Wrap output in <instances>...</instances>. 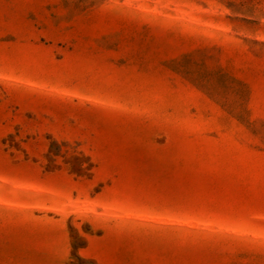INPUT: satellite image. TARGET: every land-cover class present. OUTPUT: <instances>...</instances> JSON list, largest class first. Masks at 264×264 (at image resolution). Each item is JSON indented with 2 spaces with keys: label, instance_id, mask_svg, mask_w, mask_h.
I'll list each match as a JSON object with an SVG mask.
<instances>
[{
  "label": "rangeland",
  "instance_id": "374dc122",
  "mask_svg": "<svg viewBox=\"0 0 264 264\" xmlns=\"http://www.w3.org/2000/svg\"><path fill=\"white\" fill-rule=\"evenodd\" d=\"M0 264H264V0H0Z\"/></svg>",
  "mask_w": 264,
  "mask_h": 264
}]
</instances>
